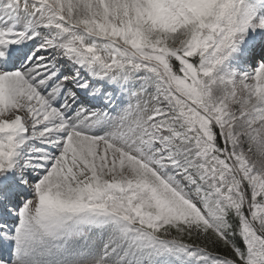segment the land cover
Masks as SVG:
<instances>
[{"label": "rangeland", "instance_id": "374dc122", "mask_svg": "<svg viewBox=\"0 0 264 264\" xmlns=\"http://www.w3.org/2000/svg\"><path fill=\"white\" fill-rule=\"evenodd\" d=\"M42 1L49 6H52L60 13L65 21L72 23L81 22L90 29H96L97 24L92 21V17L101 16L108 23L115 24L126 30L128 35H132V29L139 21L141 14L147 8L149 0H35ZM230 13L228 18L224 19L223 24H227L226 27L230 29L236 27L242 20V9L248 4L247 0H231ZM121 7H127L140 11L135 20L131 18H121L120 12H117ZM143 18V17H142ZM28 17L24 14L21 18L22 21L27 20ZM7 28H10L9 26ZM128 28V29H127ZM51 32L56 34L54 29ZM186 33L185 26H179L177 31L172 34V39H168L173 46H177L182 41L183 35ZM46 37H43V42H46ZM62 37V35H59ZM233 40H229L228 47L231 49ZM37 43L32 46L35 47ZM223 46L214 55V67L213 73L205 78L204 89L206 92L207 102L211 109L213 117L226 125L225 130L227 135L225 137L226 143L230 148V153L234 157L233 164L241 175H243L249 186L258 189V195H254L250 201H248V215L251 220L253 228L258 232L264 234V132L261 131L258 125L264 127V124H258L260 122V113L257 112L258 103L261 104V98L259 92L251 87L249 90L243 88L240 91L235 87H231L228 82V76H225L224 67L225 61L222 58L224 53ZM36 52L39 47H35ZM35 54V53H34ZM218 54V55H217ZM231 55V52H229ZM50 58V64L52 65L53 55H48ZM13 74V72H7ZM48 76H51V70L47 71ZM228 75V74H227ZM220 77V78H219ZM32 79L36 80L38 84H44L48 81L45 76H35ZM9 79L7 75L0 74V97L11 89L9 87ZM219 80V81H217ZM250 80H245V86ZM218 84V87H216ZM23 87H26L24 85ZM43 87V86H42ZM44 89V87H43ZM216 90V93H215ZM215 96V99L212 98ZM213 101H211V100ZM152 102L149 98L140 102V107L144 111H140V108L129 105L126 107L130 110L128 115H119L110 125L116 126L119 131L123 130L120 134L128 132V136L125 140L117 141L116 145H103L95 146V151L98 152L97 162L90 163L77 162V166H71L68 168H60L55 173L51 180H47L44 183L38 181L42 190L50 189L51 196H64L68 190L79 187L84 193H91L93 190L101 189L106 183H114L121 187L129 186L133 188L137 186L136 181L139 180H154V174L151 173L148 165L143 161L140 149L136 147L137 142L141 141L146 133V130L154 125L161 126L162 119L156 115H152L147 118L148 113L146 111L151 108ZM232 106H234L232 108ZM232 108V113H231ZM251 108L255 111L251 112ZM47 111V107L44 108ZM249 110V113H244L245 110ZM232 114L234 118L232 117ZM109 125V126H110ZM142 125H146L144 130L141 129ZM229 127H228V126ZM16 126L12 128H16ZM118 131V132H119ZM6 146H4V149ZM38 153V158H43L49 151L46 144L33 148ZM181 150L190 158L191 163L202 162L200 157V147L197 144L186 143ZM3 153V151H2ZM0 153V170L3 168V161H5V155ZM4 156V158H3ZM38 163L41 160L36 159ZM124 164V165H122ZM12 167H7V171ZM32 175H34L36 167L32 168ZM1 172V171H0ZM24 170L22 171V173ZM63 172L67 175H64ZM39 174H36V177ZM27 181L31 178L26 177ZM203 186L211 187L213 185L212 177L209 174L204 176ZM91 191V192H90ZM136 200L140 201L139 204L147 198L146 194L139 190L136 194ZM129 196H123L118 199V210L130 211L132 203L130 199H126ZM253 232V231H252ZM174 231H172V234ZM186 236V235H185ZM184 237V236H183ZM65 238L67 234L65 233ZM188 238V237H187ZM112 238L106 236V245L104 252L100 254L102 258L109 257L105 264H127L128 254L130 250L125 247L123 242H114L113 247L110 249V241ZM66 243H71L69 240ZM41 246L32 247L28 244L26 253L29 261L33 263L35 259V250L40 249ZM50 252V248H46ZM101 253V252H100ZM80 264H97V260L93 258L87 259Z\"/></svg>", "mask_w": 264, "mask_h": 264}, {"label": "trees", "instance_id": "16d2710c", "mask_svg": "<svg viewBox=\"0 0 264 264\" xmlns=\"http://www.w3.org/2000/svg\"><path fill=\"white\" fill-rule=\"evenodd\" d=\"M202 194L209 205L208 210L205 205L204 208L210 213L219 198L214 199L215 194L212 197L206 192ZM213 215L205 217L202 211L193 208L178 209L170 216L175 223L171 230L234 264H264V238L249 227L246 210L239 200H234L233 205L226 204L217 216Z\"/></svg>", "mask_w": 264, "mask_h": 264}, {"label": "bare ground", "instance_id": "6f19581e", "mask_svg": "<svg viewBox=\"0 0 264 264\" xmlns=\"http://www.w3.org/2000/svg\"><path fill=\"white\" fill-rule=\"evenodd\" d=\"M27 24H30V23H27ZM35 66L37 67L38 72H43L46 68L45 62H38L35 64ZM24 78L27 81H30V76H29L28 72L22 73L20 76H18V80H17V77H15L12 83L15 85H21L22 80H24ZM35 88H36V90L38 89V87H35ZM23 105L27 110L31 111L33 109V106L26 101H23ZM31 119L32 120L34 119L33 114H31ZM74 132H75L76 139L79 141V144H76L71 148L67 147V148H70L72 159L75 162H86V159H87V163H90L89 159L91 160V163H93V161L97 162L99 154H98V152L95 151V145L92 143L93 140L88 139V138L78 139V137H80L81 134H83V133H88V134H92V135H96V134L99 135V132H95L91 128H86L84 130H74ZM98 135H96V136H98ZM101 138L105 139L109 142L113 141V137L110 135L102 134ZM122 165H124V164H122Z\"/></svg>", "mask_w": 264, "mask_h": 264}]
</instances>
